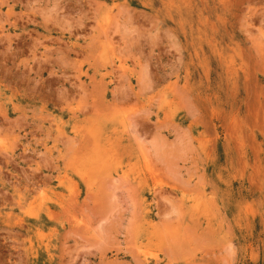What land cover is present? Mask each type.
<instances>
[{
  "label": "rangeland",
  "instance_id": "obj_1",
  "mask_svg": "<svg viewBox=\"0 0 264 264\" xmlns=\"http://www.w3.org/2000/svg\"><path fill=\"white\" fill-rule=\"evenodd\" d=\"M0 264H264V0H0Z\"/></svg>",
  "mask_w": 264,
  "mask_h": 264
}]
</instances>
